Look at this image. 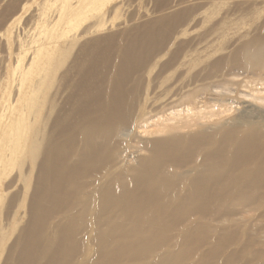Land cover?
<instances>
[{
    "label": "bare ground",
    "instance_id": "6f19581e",
    "mask_svg": "<svg viewBox=\"0 0 264 264\" xmlns=\"http://www.w3.org/2000/svg\"><path fill=\"white\" fill-rule=\"evenodd\" d=\"M63 2L0 18V264H264V0Z\"/></svg>",
    "mask_w": 264,
    "mask_h": 264
},
{
    "label": "rangeland",
    "instance_id": "374dc122",
    "mask_svg": "<svg viewBox=\"0 0 264 264\" xmlns=\"http://www.w3.org/2000/svg\"><path fill=\"white\" fill-rule=\"evenodd\" d=\"M117 1L122 3L128 1V5L125 7L121 6L122 10L119 12L120 14L118 16L114 15L112 19H110V21L114 24H118L120 21L122 22L128 19L129 23L133 16L134 19L132 20V23H134L135 20H138V15H145L146 10L149 8L151 9L153 5H155V0H115V3H118ZM173 1L175 0H168V2L171 4ZM63 4V0H0V18L5 17L8 14L7 8L9 5L15 6L18 9L14 18L20 15L21 18L16 22L14 28L12 29V33L16 36L18 33L20 34L21 28L25 25H29L28 27H33L37 18L44 19L50 16L52 13L56 14ZM85 5L88 6L83 12L85 16H95L98 14V3L96 0H86L84 6ZM31 16L36 17V19L32 20V22L29 21ZM8 36L9 35L7 33L5 37L7 38ZM8 40H12V36L9 37ZM11 47L13 49L14 45L12 44ZM3 55H5V50L2 48L0 49V56Z\"/></svg>",
    "mask_w": 264,
    "mask_h": 264
}]
</instances>
